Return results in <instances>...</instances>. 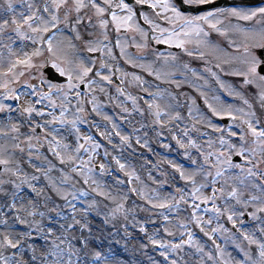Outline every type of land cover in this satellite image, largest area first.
Segmentation results:
<instances>
[{"label":"snow or ice","instance_id":"snow-or-ice-1","mask_svg":"<svg viewBox=\"0 0 264 264\" xmlns=\"http://www.w3.org/2000/svg\"><path fill=\"white\" fill-rule=\"evenodd\" d=\"M145 8L147 11L142 10ZM141 21L147 25V30L141 26ZM110 25L117 34L115 47L120 49L121 56L128 57L125 44L119 38L122 31L139 35L140 42L135 44L138 50L147 51L153 41L179 49L183 55L203 61V72L219 85V89L225 90L230 97L239 98L248 108V111L233 108L227 102L214 105L205 96L204 103L213 117L226 116L235 122L239 113L241 121L236 125L239 134L229 124L228 138H225L224 128L195 109L199 113L196 123L203 121L220 133L219 149L205 152L190 134L199 132L196 123L191 129L185 126L176 131V122L183 119L181 114L170 103L161 104L166 96L175 99L171 93L158 90L149 92V99H144L125 95L123 88L116 87L117 98L124 97L132 105L131 111L124 101L117 105L122 114L121 123L133 112L151 117L150 130L156 137L163 136V130L167 129L178 148L183 149L184 158L193 167L185 169L171 160L168 164L186 185H191L187 193L185 188L176 187L175 195L161 196L156 189L149 195L143 188L132 187L129 192L143 198L147 206L133 202L131 207H126L127 194L117 197L105 192L92 178L97 167L93 166V159L103 145L92 135L82 134L79 125L87 123L93 114L107 122L103 131L100 130L102 125L94 119L91 126L120 153L112 156V160L118 170L126 174L128 184L140 181V176L135 168L122 162L124 151L130 150V155H134V145L152 151L149 125L138 122L139 127L132 125L131 132L123 131L116 119L104 110L107 105L96 94L98 91L108 96L104 85H112V76L121 69L110 67L102 59L94 71L95 61L89 63L70 55L77 50L74 41H80L89 53L99 51L115 60L112 48L95 38L98 27L107 41ZM65 32L69 35L59 39ZM213 34L222 38L223 43L214 40ZM29 45L30 52L26 50ZM161 55L157 54L156 59ZM135 59L143 60L144 57ZM178 59L170 53L164 57V64L175 63ZM126 62L132 67H143L132 57ZM49 65L57 78H65L66 83L53 82L45 75L43 70ZM181 67L197 75L196 69L190 68L188 63ZM146 70L158 80L175 76V72L154 71L150 66ZM105 71L108 75L103 74ZM26 74L39 81V90L35 83L25 81L21 84ZM128 75L121 72V84ZM225 77L237 80L229 82ZM132 80L141 85L145 83L135 74ZM165 82L180 87V82L174 79ZM18 86L31 89V92H21ZM81 88L86 91H80ZM71 93L75 94L74 111L69 107ZM28 96L35 99H27ZM54 97L61 102L58 104ZM249 97L258 99L259 116ZM112 99L108 96L109 101ZM138 99L144 101L146 108L138 105ZM213 99L220 101V96ZM44 101L48 102L50 111L38 107ZM13 112L23 119L10 115ZM192 113L193 108L189 107V116ZM0 114H4L0 119V264H124L111 250H102L96 244L100 229L94 226V213L103 215L104 224L112 223L115 227L119 222L118 231H123L134 251L147 255L150 247L158 250L161 259L149 255V264H264V4L220 7L217 0H4L0 4ZM22 128L26 131L22 132ZM62 129L67 135L60 134ZM114 138H118V144L114 143ZM214 143L208 140L209 149ZM44 145L58 160L59 169L41 152ZM82 150L88 153L87 161L80 157ZM103 155L105 159L110 155L107 148ZM65 167L83 176L85 184L91 180L97 194L110 201L112 207L106 204L107 211L102 212L93 200L78 208L73 201L78 195L87 193L77 195L75 191H64L51 176L53 171H59L60 185L66 184L70 177ZM107 168L104 162L98 164L101 175ZM167 175L162 171L163 179L157 181L149 171V179L161 188L168 186ZM122 183L117 181V184ZM208 188L210 195L204 191ZM181 203L191 208L189 222L212 242L214 251H205V246L188 230L185 220L179 219L172 224L168 213L178 212ZM208 204L211 207L203 211L211 215L205 220L198 212L201 205ZM139 213L147 215L139 218ZM153 217L161 221L159 226ZM149 224L155 226L151 231L147 227ZM130 228L134 231L130 232ZM178 230H182L179 236ZM217 234L225 244L231 241L242 259L233 257L216 243Z\"/></svg>","mask_w":264,"mask_h":264},{"label":"rangeland","instance_id":"rangeland-1","mask_svg":"<svg viewBox=\"0 0 264 264\" xmlns=\"http://www.w3.org/2000/svg\"><path fill=\"white\" fill-rule=\"evenodd\" d=\"M4 0H0V4H3ZM19 43V42H18ZM27 51H31L29 47L26 49ZM171 61H169L170 63ZM151 66L155 65V61L150 62ZM174 66V68H172ZM178 63L175 62L173 64H163L162 66H159V68L156 71H172L175 72L174 77H162L161 79H156L155 75H149L148 71L146 70V84L143 87V89L139 90L138 97H141V93L146 94V98L144 99H149L148 93H155L158 90L164 91L166 90L168 93H171L175 99H172L170 97L166 96V99L161 102L162 106L165 103H170L175 107V111L179 112L182 116L181 121H177L176 124L178 125V128H176V131L179 132L181 129H183L185 126H187L189 129L192 128V125L196 123V119L199 116V113H202L201 109L197 108L196 104V96L198 95L195 93L194 89L191 88V75L186 72L184 69L181 72L177 71ZM36 76L39 75V73H35ZM176 75H179L181 79H177ZM25 78H29L30 80H33L34 82L36 79L33 78V76L30 75H25ZM166 79H174L176 81L180 82V87L177 88L174 83H166ZM36 82V81H35ZM28 83H31L28 80ZM144 89H147L148 91L146 92ZM193 91V93L191 92ZM115 91V90H114ZM116 93V91L114 92ZM143 97V96H142ZM70 98V97H69ZM101 100V99H100ZM195 100V104H192V101ZM102 101V100H101ZM130 101L124 102L125 105L129 104ZM76 104V101L74 102ZM214 105L217 104V100H212ZM75 104H70L69 107L74 109ZM131 105V103H130ZM138 105L141 108H146V105L144 104L143 100L138 99ZM233 108H237L235 104H232ZM243 105H239V107H242ZM128 107V106H127ZM189 107L193 108V113L192 116H189ZM129 110H132V105L128 107ZM195 109H199V113ZM208 112L207 114H204L206 117H210L212 121L214 118H219V117H213L211 115V112L209 111L208 108H205ZM109 115L111 116H116V122L120 124L121 128L125 132H131L132 130V125H135L136 127H139L138 122H143L149 125L148 129V135H149V140H150V146L152 151H148L147 149H140L139 147H136V153L134 155H130V150H125L123 153V159L122 162H126L130 168H135L136 173L140 176V181H133L132 184H128V177L124 172H121L118 170V167L116 166L115 162L112 160V156H117L120 155V153L116 150H113L111 145L107 144V141L102 139L97 132V129L94 128L95 134L98 138L102 139L104 143H101L103 146L97 150L98 155H96L93 159V166L96 167V171H94L91 175L92 178L95 179L101 186V189L105 192H109L114 196L119 197L120 195L127 194L129 196V199L126 201V207H131L133 205V202H135L136 205H141V206H147L146 201L141 198L138 195L132 194L129 192V189L132 187H138V188H143L149 195L152 194V190L156 189L161 196H168L170 193L175 195V188L176 187H182L185 188V192L187 193L191 185H186L185 181L181 180L179 178L178 173H174L173 169L169 166L168 161H174L176 164L183 165V163L186 165L184 166L185 169H191L193 166L191 165L190 161L185 159L183 156V149L178 148L176 145V142L171 139V134L167 131V129L163 130V136L161 137H156L155 132L150 130L151 129V117H141L138 113L133 112V115L131 117H128L127 120H124L123 123H121V118L122 114L120 112V109L118 110H111V111H106ZM59 114V113H58ZM57 114V115H58ZM18 120H22L23 117H19V114L17 113ZM238 119L240 114L237 113ZM95 116V114H93ZM99 117V116H96ZM70 118V115H69ZM1 119V116H0ZM50 119V118H49ZM90 119V117H89ZM128 121H131L129 123ZM99 123L102 125L101 131H103V125L106 124V121H103L102 117H100ZM88 124V123H87ZM60 127L59 125H57ZM109 130L111 128L110 125H108ZM196 127L199 129V132H191L190 134L194 139L197 140V143L202 146L203 150L205 152L210 151V150H217L219 149L220 145L218 143L219 138H208V139H202L198 140V134L205 132L204 129L207 128L208 131L207 133L210 135V131L212 129L207 126V124L203 121L200 123H196ZM26 131V128H22V132ZM159 131V129H157ZM63 135H67V133L62 129L61 133ZM140 135H143V131L140 133ZM93 136V134H92ZM24 137L22 136L21 139ZM227 138V137H225ZM93 139L96 140L93 136ZM211 139L212 141H215L213 144L212 149H209L208 147V140ZM217 139V140H216ZM69 140H72V137H69ZM97 141V140H96ZM83 142V141H81ZM98 142V141H97ZM114 143L118 144V138H114ZM171 145L170 148H165V152L163 155L158 154L157 152L154 151L153 146L154 145ZM107 148L110 155L105 159L103 153L104 149ZM144 151L147 152V154H144ZM41 152L44 153L48 157L49 160L53 162V164L56 165L57 169H59L61 166L59 165L58 160L52 156L50 152L47 151V145H44L43 148H41ZM142 152L143 155H140ZM27 153H25L26 156ZM81 158L85 161L88 160V153L84 152L83 150L81 151ZM160 155V156H158ZM193 156H196L195 151L193 150ZM104 162L108 165L107 171L101 175L98 169V164ZM150 162V163H149ZM36 163H41V161H36ZM79 163V161H77ZM153 164H158V168H153ZM143 165V166H142ZM65 171L68 173L70 179L67 181L66 184L60 185V178H61V173L59 171H53L51 173V176L54 180H56L57 184L62 188V190L67 191V192H73V191H82L87 193V195L81 196V198H77V200L73 201L77 205L78 208L87 206V204L93 200H95L98 204L100 209L103 211H107V209L104 208V205H108L109 207H112V204L110 201L105 200L102 196L97 194V189L96 185L89 180L87 184L84 183V177L81 175H78L77 173H72L70 169L65 167ZM149 171H151L152 176L159 181L160 179H163V177L160 176V173L163 171L167 173V180H168V186H170L169 190H166L164 188L159 187L158 183H153L151 179H149ZM111 172L113 176H108L107 174ZM173 176H175V179H173ZM198 180L200 179L199 177L197 178ZM117 181H123L122 184H117ZM142 182V183H141ZM205 194L210 195V188L205 189ZM178 198V197H177ZM71 199V196L69 197ZM198 202V201H197ZM62 203V202H61ZM191 203V200L189 198V204ZM204 208H210L211 205H202ZM180 210L177 212L176 210H173V212L168 213L170 216V219L172 221V224H176L177 220L183 219L185 222L188 223V230L192 231L194 233L195 239L198 240L202 245L205 246V251L208 250H213L214 251V245L212 244L211 241L207 239L203 235V233L200 232L199 228H197L194 224L189 222L190 220V213H191V208L188 207V205L181 203L180 204ZM204 208H201V210L198 212V215L202 216L205 220L209 218L211 213H205L203 211ZM147 213H139V218H143L146 216ZM154 219H157V217H153ZM93 219H94V226L99 228L100 231L97 232V235L100 237L96 241V244L98 245L99 248L105 251L111 250V252L118 258L119 260L124 261V264H149L147 257L149 256L148 254H144L143 252L137 250L133 252V245L128 242L127 239L124 238L123 231L120 229V224L119 222H116V226L113 227L112 223L109 224H104L103 223V215L101 214L100 216H96L95 213L93 214ZM159 219H157V226H158ZM221 223H224V220H221ZM150 225H147L149 230L151 231L152 228H150ZM152 226V225H151ZM230 227V225H226ZM212 227H215V223L212 225ZM130 232H133V229H129ZM179 231H177V236H179ZM186 238V237H185ZM171 239V238H167ZM216 243H219L221 247L226 248L227 252L231 253L233 257L237 259H242V256L238 253V251L234 248V245L232 244L231 241H229L227 244H225L224 240L220 238V235L217 234L216 237ZM246 246V245H245ZM194 251V250H193ZM156 259H161L159 257V253L153 256ZM197 259L196 257H193V260Z\"/></svg>","mask_w":264,"mask_h":264},{"label":"flooded vegetation","instance_id":"flooded-vegetation-1","mask_svg":"<svg viewBox=\"0 0 264 264\" xmlns=\"http://www.w3.org/2000/svg\"><path fill=\"white\" fill-rule=\"evenodd\" d=\"M142 10L147 11V9H142ZM94 23H95V21H94ZM140 23H141V26L144 27L147 30V25H144L142 21ZM95 32H96V37L95 38H98L99 40L103 41V43H106L109 47L112 48L113 55L116 57L115 60H113L110 57H108L105 53H102V52H99V51L89 53L86 50V48L83 46L82 42H80V41H74V43L77 46V50L75 52L70 53V55L78 56L79 58L84 59L86 62H89V63L91 61H95L94 71H95V69L99 68L100 59L102 57H105L104 62L106 64H108L110 67H113L114 69L115 68H120L121 72L137 71L134 68H132L129 63L126 62V59L128 57L119 56L120 49L118 47H115V41H116V38H117V34L115 33V31H114V29H113V27L111 25L108 28V40L107 41H104L103 35L101 34V30L98 27L95 29ZM133 37H135V40L133 39ZM119 38L121 39V42L125 44V47L130 50L131 53H137V52L142 51V50H138L135 47V44L140 42V37H139V35L137 33H134V32H123L122 31L119 34ZM215 40H219V41H221L223 43V39L220 38V37H217V39H215ZM46 55H47V53H46ZM92 55H94L95 58H92L91 57ZM91 59H93V60H91ZM200 63H201V66L205 67L203 61H200ZM49 67H50V65H49ZM213 70L216 71V69H213ZM117 73L118 72H116L114 74V76H117ZM103 74L107 75V72L105 71ZM60 79L62 80L61 82H65L64 78H60ZM97 79L99 80L98 77H97ZM115 79H117V78L114 77V80ZM118 79L121 80V76ZM204 79L207 80L208 82L216 84V82L207 73H206ZM224 79L225 80H231V81H234V82L237 80V78H230V77H225ZM124 81L126 82V84H128L127 83L128 82L127 79L124 78ZM80 90L84 91L85 89L81 88ZM96 94H97V96H102V97L105 96L104 94L98 93V91H97ZM71 95H75V94L71 93ZM251 98H253V97H251ZM255 109L257 111V115L259 116L260 115V111H259L257 105L255 106ZM255 109H253V110H255Z\"/></svg>","mask_w":264,"mask_h":264}]
</instances>
